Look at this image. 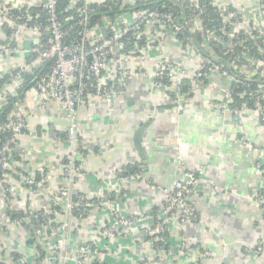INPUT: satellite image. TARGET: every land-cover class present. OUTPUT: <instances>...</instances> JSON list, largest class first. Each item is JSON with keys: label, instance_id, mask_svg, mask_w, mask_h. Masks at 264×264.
<instances>
[{"label": "crops", "instance_id": "obj_1", "mask_svg": "<svg viewBox=\"0 0 264 264\" xmlns=\"http://www.w3.org/2000/svg\"><path fill=\"white\" fill-rule=\"evenodd\" d=\"M48 1L13 3L32 7ZM258 2L225 0L224 4L235 7ZM2 28L0 24V79L25 63L24 57L1 51L6 38ZM39 38V34L26 33L23 46ZM163 52L190 73L202 60L171 33L152 39L140 58L113 59L106 74L116 91L106 96L92 94L90 103L78 109L79 139L86 154L79 156L82 175L70 187L74 196L81 193L89 200L102 201L111 194L114 208L121 214L149 217L165 203L167 191L184 178L186 167L201 178L197 193L190 198L198 220L184 226L173 219L164 224L168 252L157 251L145 226L148 222L130 231L129 236L99 241L110 222L105 204L99 202L91 205L85 218H68L71 251L76 253L80 246L97 242L104 247L108 264H264V199L255 195L264 181V127L247 115L237 118L223 108L228 82L218 75L212 76L203 90L194 86L184 103L174 100L152 77ZM120 67L144 74L121 82L117 78ZM21 84V79H15L0 89V106L8 96L17 95ZM14 115L26 123L15 150L21 158L20 168L32 178L38 171H46L47 176L45 189L13 177L11 198L26 202L29 194H34L31 204L39 209L49 205L59 188L69 186L64 164L70 153L66 142L69 120L59 102L40 105L33 91L15 105ZM131 165L142 171V178L124 182L119 172ZM1 199L0 183V262L10 261V253L17 252L21 261L38 264L39 243L51 255L54 236L40 229L36 239L23 222L12 220L9 211L1 210ZM64 221L63 213L58 214L56 225ZM201 254L205 255L203 260ZM86 264H97L96 255L92 254Z\"/></svg>", "mask_w": 264, "mask_h": 264}, {"label": "built area", "instance_id": "obj_2", "mask_svg": "<svg viewBox=\"0 0 264 264\" xmlns=\"http://www.w3.org/2000/svg\"><path fill=\"white\" fill-rule=\"evenodd\" d=\"M79 0H71V6H75ZM84 8H81L79 20L75 23L79 30L70 41L65 40L70 36L69 31H64L63 24L57 14L56 0H49L42 3L41 6L46 10L47 22L32 23L33 15L28 11L27 5L15 4L13 0H0V24L11 27L13 39H8L2 46L1 51L7 56L24 57L23 67L18 69L13 77L21 79L23 73L38 67L49 61H53L50 72L41 78L37 84L30 90L33 91L37 102L40 105H46L49 102H59L67 114L69 126L66 130V142L70 146V153L67 158L66 174L69 180V186L59 188L53 196L55 205L62 208L65 221L59 226L56 225L58 211L50 205L37 208L31 204L34 194H29L28 200L18 202L11 198L12 188L10 179L13 176L10 172L3 173L0 179L2 184V209L20 212L23 209L26 217L32 223V217L35 213H41L42 218L37 219L33 225L39 230H46L54 236V245L51 255L43 258V263L51 264H86L91 255H96L97 264H108L104 247L97 242L85 244L79 247L75 254H71L69 245V231L67 221L70 216H74V211L78 203L74 202V194L70 185L82 175L81 164L77 165L80 155V139L77 125L78 109L88 105L89 98L95 96H106L116 91V85L112 84L107 77L108 65L113 59L123 62L127 59L140 58L151 45L152 39L158 40L162 33H171L175 38L184 30L185 26L190 31L202 30V24L198 18L187 20L185 25L178 23V18L173 13H162L160 11H131L127 9L121 16L113 21L104 18L101 21L106 26L107 38L96 34V27H92L89 22V5L96 0H82ZM99 3H105L107 0H97ZM123 4L132 5L136 0H122ZM225 0H211V4L217 9L219 16L224 24L210 31L208 39L217 41L227 49V52H233L235 48H246L247 43H251L257 48L258 53L264 55V0H259L256 5L235 6L224 4ZM199 8L198 0H193ZM26 12L24 13V9ZM18 11V14L15 12ZM47 34L48 40L32 41L30 45L23 46V39L26 33ZM220 33V35H219ZM26 38V37H25ZM30 38H28L29 40ZM155 41V40H154ZM188 49L190 47H187ZM191 49V48H190ZM202 59V58H201ZM250 68L246 65L236 67L239 74L245 75L248 79H253L261 74L260 69L264 68V62L261 60ZM220 68L217 64L210 61L201 60L194 73H190L184 68L174 64L171 56L163 52L160 56L157 69L152 77L157 86L167 89L174 94L175 100L180 104L184 103L185 97L180 94V82L184 78L191 79L193 85L200 90L205 89L204 80H209L214 74H220ZM118 79L121 82L129 77L141 76L144 73L138 69H129L120 67ZM228 82V88L223 94V108L230 111L237 118L247 117L259 122L264 127V84L260 82L257 90V100L253 108L233 109L234 102L231 86L235 81L234 74L221 73ZM234 75V76H233ZM264 78V70L260 75V80ZM89 102V103H88ZM3 103L0 106L3 107ZM26 127L25 120L20 117L9 119L5 122L1 130L11 133L5 140L0 139V163L5 170H14L20 167V164L10 162V156L15 152L19 137ZM80 159V158H79ZM182 163L181 161H179ZM182 166H184L182 164ZM185 167V166H184ZM20 169V168H19ZM184 178L179 181L172 190L167 191L165 203L151 216L136 217L125 216L114 208V200L107 195L103 203L110 218L108 226L101 232L99 241H110L118 235H128L130 231L138 228L144 223H151V235L153 242H166L163 232V220L168 216L178 221L180 226L189 222L198 220L197 212L190 198L198 191L201 181L200 174L188 170L186 167ZM24 170V169H23ZM19 181L25 182L32 187H45V182H36L34 178L29 177L24 172L18 171ZM261 174L264 178V166L261 168ZM142 174L128 175L122 178V181L141 179ZM17 180L16 178H13ZM45 189V188H44ZM258 198L264 199V181L262 189L255 194ZM83 198L79 197L81 201ZM22 212V211H21ZM170 218V217H169ZM38 230V229H37ZM40 232V231H39ZM38 232V235H39ZM262 250V244H259L258 251ZM205 257L201 254V258Z\"/></svg>", "mask_w": 264, "mask_h": 264}, {"label": "trees", "instance_id": "obj_3", "mask_svg": "<svg viewBox=\"0 0 264 264\" xmlns=\"http://www.w3.org/2000/svg\"><path fill=\"white\" fill-rule=\"evenodd\" d=\"M57 2V14L59 16L60 22L63 24L64 31H69L70 36L65 40V42L70 41V39L75 36L77 31L79 30V27L75 25V23L79 20V13L81 8H84V1L79 0L75 4V6H71V0H56ZM199 2V8L194 4L193 0H136L134 4L128 5L123 4L122 0H107L105 3H99L97 0L92 2L89 5V22L92 27L99 26L101 21L104 20V18H107L110 21H113L114 19L121 16L127 9L131 11H160L162 13H173L175 16H177L178 23L185 25V22L187 20L198 18L202 24V30H195L190 31L187 26H185L184 30L177 36V40L180 41L186 49L187 47H190L188 50L194 51L195 53H198L200 57L203 60L210 61L213 64H217L220 68L221 73H228V74H234L238 75L235 78L234 83L231 86L232 96L234 99V102L232 103L231 107L233 109H240L243 106H246L247 108H253L255 105V102L257 100V90L260 82L261 84H264V78L260 80V75H262L264 68L260 69L261 74L255 76L253 79H248L245 75H241L236 70V67H241L243 65H246L247 67H251L252 65H257L256 63L258 61L264 62V55H261L258 53L257 48L253 47L251 43L246 44V48H235L233 52H227V49L219 44L217 41L208 39L207 35L210 31L218 28L219 26H222L224 22L222 21L221 17L218 14L217 9L211 4V0H198ZM24 13L26 12V8L23 10ZM28 11L33 15L32 23H42L46 24L47 22V13L46 10L41 5H36L32 7H28ZM15 14H18V11L15 12ZM3 31L6 33V38L13 39L14 36L12 34L11 27L7 26L6 24L3 25ZM220 35V33H219ZM39 40H42V42H45L48 40V35L44 32L39 33ZM8 39L4 40L2 43L4 44ZM40 64L38 67L31 69L29 71H26L23 73L22 76V84L19 87L17 91L16 96H8L6 99L3 107L0 109V139L3 141L6 138L10 137L11 133L9 132H3L1 130L2 125L7 122L9 119L15 118L14 115V107L18 102H21L26 93L30 91L37 82L43 78L45 75H47L51 67L53 65V61L46 62L44 64ZM18 69L11 70L9 73L5 74L0 79V89H3L5 85L10 84V82L13 80L14 73ZM220 73V74H221ZM220 74H214V76H221ZM233 75V76H234ZM222 78H225L224 76H221ZM226 80V79H225ZM207 80H204L205 85H207ZM194 85L191 79L184 78L180 82V94L184 96L186 99L189 97L190 92L193 91ZM172 94V93H171ZM174 100V94H172ZM1 148V147H0ZM80 155L84 156L86 154L85 151L80 148L79 150ZM10 162L12 164L16 163L19 164L21 158L14 152L10 156ZM81 163V160L78 158V161L76 162L77 165ZM65 169L67 167V159L64 161ZM20 168V167H19ZM5 170L3 168V165L0 163V179L3 178V173L10 172V174L16 178L18 177V171L24 172L22 168L20 169ZM25 173V172H24ZM47 172H41L38 171L35 174V181L40 182L46 180V174ZM138 173H142V171L136 166L131 165L124 169L123 172H119V178L122 179L124 176L128 175H135ZM19 181V180H18ZM24 183V182H23ZM109 197L113 200H115L114 196L111 194H108ZM79 196H81L83 199L81 201L78 200ZM74 202L78 203V206L76 207V210L74 211V216L77 218H85L89 211L92 209L93 204L101 203L100 199H92L89 200L85 196L81 195L79 193L78 195L74 196ZM49 205L56 211H58L60 214H62V208L56 205H52L49 203ZM158 210V208L154 209L153 213H155ZM41 213H35V215L32 217L33 223H36L37 219L42 218L40 215ZM170 217V218H169ZM56 218V217H54ZM15 218H12L14 220ZM172 218L171 216H168L167 219L163 220L162 222L166 224L168 221H170ZM178 223V221H174ZM22 225L26 229H30V226L22 223ZM146 228L152 229L151 223H148L145 225ZM39 230V228H37ZM165 234L166 238L168 237V229L163 232ZM154 236L152 235V238ZM157 251L161 252H168L169 246L167 242H153ZM38 250V258L37 263L41 264L43 258L48 254L46 249L42 246V244L39 243L37 246ZM52 250V248H51ZM53 252V251H52ZM51 252V253H52ZM49 253V254H51ZM10 261H1L0 264H27L24 261H21V255L17 252L10 253Z\"/></svg>", "mask_w": 264, "mask_h": 264}, {"label": "water", "instance_id": "obj_4", "mask_svg": "<svg viewBox=\"0 0 264 264\" xmlns=\"http://www.w3.org/2000/svg\"><path fill=\"white\" fill-rule=\"evenodd\" d=\"M96 34L97 35H102L103 38H107V31H106L105 26H104V24L102 22L99 24V27L96 29ZM145 173H146V177L149 178L150 175L148 174L147 170H145ZM50 204L55 205V201L52 199L50 201ZM8 214L10 216L16 218L17 220H19V221L27 224L28 226H30V228H31V230H32V232L34 234V237L37 239V237H38V230L33 225L32 221L28 217H26V215H25L24 212H21V211L20 212H12V211H9ZM30 243H33V240L32 239L30 240Z\"/></svg>", "mask_w": 264, "mask_h": 264}, {"label": "rangeland", "instance_id": "obj_5", "mask_svg": "<svg viewBox=\"0 0 264 264\" xmlns=\"http://www.w3.org/2000/svg\"><path fill=\"white\" fill-rule=\"evenodd\" d=\"M73 254L75 253V251H71Z\"/></svg>", "mask_w": 264, "mask_h": 264}]
</instances>
